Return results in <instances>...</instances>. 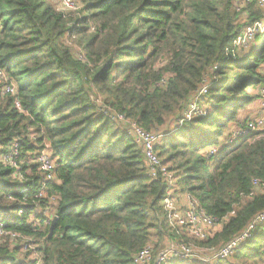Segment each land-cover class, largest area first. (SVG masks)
Returning a JSON list of instances; mask_svg holds the SVG:
<instances>
[{"label":"trees","instance_id":"obj_1","mask_svg":"<svg viewBox=\"0 0 264 264\" xmlns=\"http://www.w3.org/2000/svg\"><path fill=\"white\" fill-rule=\"evenodd\" d=\"M74 1L79 9L65 13L55 0H0V71L14 88L0 87V157L18 152L17 167L0 162V222L19 235L14 245L0 237V264H25L31 246L44 264H132L147 243L158 247L170 234L164 182L149 177L111 114L160 131L202 84L206 115L163 129L155 151L217 220L204 245H222L264 215V187L253 185L264 183V137L228 132L243 128L238 112L264 86V30L245 38L249 48L235 45L263 27L258 0ZM244 255H264V220L231 257Z\"/></svg>","mask_w":264,"mask_h":264},{"label":"built area","instance_id":"obj_2","mask_svg":"<svg viewBox=\"0 0 264 264\" xmlns=\"http://www.w3.org/2000/svg\"><path fill=\"white\" fill-rule=\"evenodd\" d=\"M57 8L65 13L76 12L78 4L74 0H55ZM257 3L264 7V0H258ZM253 28H248L243 37L235 42L238 46L245 43V38H252ZM80 61H85L82 54H78ZM264 69V65H263ZM5 74L0 71V87L3 93L14 94V88L8 84ZM208 92V85L202 84L201 87L191 98L187 109L177 120V126L191 121L194 117L206 115V107L201 103V98ZM259 93V114L246 120L243 128L233 131L232 139L240 138L251 133H256L264 137V86ZM91 100L101 111L105 112V106L99 105L97 99L90 96ZM16 107L20 110L18 102ZM112 119L115 122H123L126 119L123 115L113 113ZM122 124V123H121ZM125 128L132 139L139 145L142 156L146 162L148 175L152 179H162L165 185V194L162 200V211L167 223L170 234H165L162 243L156 247L155 241L147 243L139 249L132 258V264H219L225 259H229L235 249L245 239L250 237L251 231L255 225L264 220V215H257L253 221L241 233L226 241L219 246H207L203 242L209 237L210 230L217 225V220L206 213L199 201L189 192L182 191L181 186L177 184L176 172L169 164L163 163L155 151L156 145L161 141L164 134L160 131L149 132L138 126L135 122L126 123ZM214 152V149L212 150ZM18 157L17 147H11V152L6 157V163L12 167L16 166ZM37 162L40 164V170L50 172L53 169V162L48 154L42 153ZM254 187H264V183L253 181ZM0 237H5L10 243L15 244L19 235L4 230L0 222ZM25 264H44L42 255L36 250V246H31L27 250V256L24 258Z\"/></svg>","mask_w":264,"mask_h":264},{"label":"rangeland","instance_id":"obj_3","mask_svg":"<svg viewBox=\"0 0 264 264\" xmlns=\"http://www.w3.org/2000/svg\"><path fill=\"white\" fill-rule=\"evenodd\" d=\"M56 4H57V2H56ZM261 7V6H260ZM264 7H262L261 9H263ZM264 10V9H263ZM246 17H247V15H244V14H241V16H239V19H238V21L237 22H239V24L241 23V24H243V23H245L246 22ZM262 25L261 24H258V25H254L253 27H251V28H253L254 29V31L256 32V29H258V28H261V30H260V32H263V30H264V25H263V27H261ZM254 32V33H255ZM253 33V34H254ZM248 44H249V41H245V43H244V46H245V48H249V46H248ZM250 45V44H249ZM86 89H89V91L88 92H90V96H93L95 99H97V101H98V104L99 105H103V106H105V104H104V101H103V97L100 95L101 93H98V91L97 90H95L91 85H89V84H87L86 85ZM247 89V91H251V89L250 88H246ZM259 103H260V101H253V102H251V104H249L248 106H246L245 108H243V109H241V110H239V112H238V117H237V119H242V118H247V119H250V118H254V117H256L258 114H259V110H260V108H259ZM179 116V115H178ZM178 116H171L170 118H169V120H168V122L166 123V125L163 127V128H161V129H159L160 130V132H162L163 131V129H165V128H167L168 130L170 129H172L173 128V125L174 124H176V122H177V119H178ZM175 117V118H174ZM126 119V118H125ZM131 122H133V121H130V120H128V119H126V122H125V120L123 121V122H121L120 124L121 125H123L124 127H125V125H127L126 123H131ZM231 125V124H230ZM229 125V126H230ZM232 132V131H235V130H232V128H230L229 130H228V132ZM228 132H226L224 135H223V137L220 139V140H223V138H224V136L225 135H228ZM230 132V133H231ZM225 138H226V136H225ZM219 140V141H220ZM207 152V149L206 150H204V153H206ZM4 157H8V155H5ZM3 156H1L0 157V162L1 163H6V159L4 158ZM19 179H21V178H19ZM249 251V248L246 250V252L245 253H247ZM22 257V256H21ZM228 261L231 263V264H264V255H261V256H259L257 259H256V262H254V260H248L247 258H245V255L244 256H242V258H241V260H235V259H233L232 257H230L229 259H228Z\"/></svg>","mask_w":264,"mask_h":264},{"label":"water","instance_id":"obj_4","mask_svg":"<svg viewBox=\"0 0 264 264\" xmlns=\"http://www.w3.org/2000/svg\"><path fill=\"white\" fill-rule=\"evenodd\" d=\"M55 221H56V217H54V218L52 219V223H51L52 226L54 225Z\"/></svg>","mask_w":264,"mask_h":264},{"label":"crops","instance_id":"obj_5","mask_svg":"<svg viewBox=\"0 0 264 264\" xmlns=\"http://www.w3.org/2000/svg\"><path fill=\"white\" fill-rule=\"evenodd\" d=\"M258 101V100H257Z\"/></svg>","mask_w":264,"mask_h":264}]
</instances>
